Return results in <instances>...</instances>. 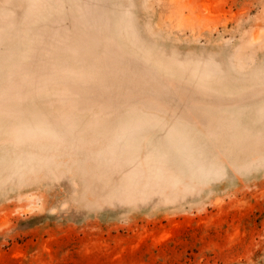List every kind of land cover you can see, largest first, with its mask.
Masks as SVG:
<instances>
[{
	"label": "rangeland",
	"instance_id": "rangeland-1",
	"mask_svg": "<svg viewBox=\"0 0 264 264\" xmlns=\"http://www.w3.org/2000/svg\"><path fill=\"white\" fill-rule=\"evenodd\" d=\"M236 110L264 123V0H0V264H264Z\"/></svg>",
	"mask_w": 264,
	"mask_h": 264
},
{
	"label": "crops",
	"instance_id": "crops-1",
	"mask_svg": "<svg viewBox=\"0 0 264 264\" xmlns=\"http://www.w3.org/2000/svg\"><path fill=\"white\" fill-rule=\"evenodd\" d=\"M152 95H155V93L152 92ZM208 109H209V107L208 106H205L203 110L206 111ZM235 113L242 114V113H244V111H238V110H236ZM242 115L246 116V118L251 121V124L253 126H256V127H264V123L263 122H261L259 120L258 121H254V120H257L258 119V117H256L254 114H253V117L252 116H249L248 114H246V115L245 114H242ZM232 125H234V123Z\"/></svg>",
	"mask_w": 264,
	"mask_h": 264
}]
</instances>
